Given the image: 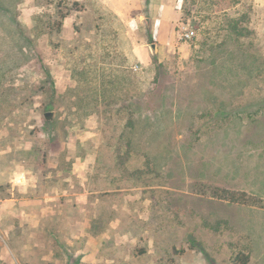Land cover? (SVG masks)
Segmentation results:
<instances>
[{
  "label": "rangeland",
  "instance_id": "rangeland-1",
  "mask_svg": "<svg viewBox=\"0 0 264 264\" xmlns=\"http://www.w3.org/2000/svg\"><path fill=\"white\" fill-rule=\"evenodd\" d=\"M200 184L264 198V0H0V264H264Z\"/></svg>",
  "mask_w": 264,
  "mask_h": 264
},
{
  "label": "trees",
  "instance_id": "trees-1",
  "mask_svg": "<svg viewBox=\"0 0 264 264\" xmlns=\"http://www.w3.org/2000/svg\"><path fill=\"white\" fill-rule=\"evenodd\" d=\"M75 5H79L78 2ZM68 6H64L63 4L59 3L57 8V14L59 16V20L57 23L58 29H60L63 19L70 13V10H67ZM66 9L67 11H65ZM247 20V15L243 16V19ZM245 20V21H246ZM248 21V20H247ZM242 19H233L230 21L229 30L232 34H234L238 39L241 37L249 36L253 33V31L246 25H243ZM129 127H134V122L131 120L128 124ZM149 163V161H148ZM199 190L203 193H209L210 196L216 198L220 201H225L231 204L245 206V207H257L264 209V198L252 195L247 193L246 191H237V190H230L221 187H214V188H207L205 185L200 184ZM208 223V222H207ZM214 231H219L222 227V221H218L214 224L208 223L206 224ZM196 246L192 244V247ZM252 257V252L250 246L246 245L243 248L237 247L234 250L233 254L231 255L230 261L232 264H250Z\"/></svg>",
  "mask_w": 264,
  "mask_h": 264
},
{
  "label": "water",
  "instance_id": "water-1",
  "mask_svg": "<svg viewBox=\"0 0 264 264\" xmlns=\"http://www.w3.org/2000/svg\"><path fill=\"white\" fill-rule=\"evenodd\" d=\"M157 47H158V45H157L156 43H153V44L151 45V48H152V50H153L154 52L157 50ZM52 115H53L52 112H47V113L45 114V116H46L47 119H50Z\"/></svg>",
  "mask_w": 264,
  "mask_h": 264
}]
</instances>
